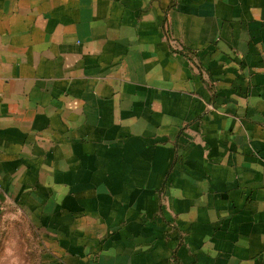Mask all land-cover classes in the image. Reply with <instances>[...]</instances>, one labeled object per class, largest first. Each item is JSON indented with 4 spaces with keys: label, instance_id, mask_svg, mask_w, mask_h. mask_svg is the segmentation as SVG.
I'll return each instance as SVG.
<instances>
[{
    "label": "crops",
    "instance_id": "1",
    "mask_svg": "<svg viewBox=\"0 0 264 264\" xmlns=\"http://www.w3.org/2000/svg\"><path fill=\"white\" fill-rule=\"evenodd\" d=\"M37 264H264V0H0V242Z\"/></svg>",
    "mask_w": 264,
    "mask_h": 264
},
{
    "label": "rangeland",
    "instance_id": "2",
    "mask_svg": "<svg viewBox=\"0 0 264 264\" xmlns=\"http://www.w3.org/2000/svg\"><path fill=\"white\" fill-rule=\"evenodd\" d=\"M0 242V264H37L35 240L25 223L10 218Z\"/></svg>",
    "mask_w": 264,
    "mask_h": 264
}]
</instances>
